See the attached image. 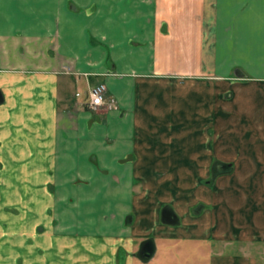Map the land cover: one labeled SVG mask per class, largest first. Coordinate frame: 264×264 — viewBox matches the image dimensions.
Wrapping results in <instances>:
<instances>
[{"label":"crops","instance_id":"crops-1","mask_svg":"<svg viewBox=\"0 0 264 264\" xmlns=\"http://www.w3.org/2000/svg\"><path fill=\"white\" fill-rule=\"evenodd\" d=\"M102 83L116 107L93 111ZM0 92V185L36 201L40 264H121L123 248L135 264L149 238L174 252L165 204L190 238L218 205L215 161L264 167V0H0ZM86 203L106 213L79 218Z\"/></svg>","mask_w":264,"mask_h":264},{"label":"rangeland","instance_id":"rangeland-1","mask_svg":"<svg viewBox=\"0 0 264 264\" xmlns=\"http://www.w3.org/2000/svg\"><path fill=\"white\" fill-rule=\"evenodd\" d=\"M112 105H105L99 110L115 108V100ZM260 112L258 108L257 113ZM236 132L238 129L229 131L231 135ZM216 162L212 164L211 176L205 180V184L212 189L211 196H214L213 190L216 184L213 173ZM262 164L264 165V161ZM223 175L225 176L219 179L217 190L221 195L212 198L218 202V205L215 211L209 212L211 219H207L206 223H199L198 220L187 222L186 226L190 230L191 227L199 226L193 230L195 233L190 231L187 233L194 235L190 238L186 237L187 239L182 236L187 231L184 225L173 227L179 228L178 237L174 238L175 246H170L174 252L169 251L166 254L160 247L156 257L151 261L143 262L135 259V264H264V167L251 176L241 175L240 171ZM8 185L12 190L15 189L14 184L0 185V264H40L46 252L45 241L42 238L44 233L42 229L46 226L38 224L35 232H31L28 226L26 227L31 216H35L29 206L36 204V201L29 202L31 193L25 190H6ZM103 200L99 198L96 207H99ZM88 204H83L77 209L79 218L90 216L96 218L106 213L104 208H90ZM167 204L163 209L168 206ZM203 206L205 210L207 206ZM237 206L241 209L239 213ZM199 208L200 206L197 205L196 209ZM159 225H162V222ZM182 226L183 229L180 230ZM141 227L147 230V226L141 224L135 225L133 231H138ZM210 231L211 235L208 238L198 236ZM126 253L127 249L123 248L121 264H126Z\"/></svg>","mask_w":264,"mask_h":264},{"label":"water","instance_id":"water-1","mask_svg":"<svg viewBox=\"0 0 264 264\" xmlns=\"http://www.w3.org/2000/svg\"><path fill=\"white\" fill-rule=\"evenodd\" d=\"M4 100L1 92H0V102ZM232 164H226L221 161H217L213 167V173L216 176H219L220 174L224 173H230L232 172ZM162 222L166 225L176 226L180 223L179 216L174 211L173 207L166 206L162 210ZM157 252V246L155 243L154 238H149L144 240L140 244V249L135 254L136 257H138L143 262H149L151 261Z\"/></svg>","mask_w":264,"mask_h":264},{"label":"built area","instance_id":"built-area-1","mask_svg":"<svg viewBox=\"0 0 264 264\" xmlns=\"http://www.w3.org/2000/svg\"><path fill=\"white\" fill-rule=\"evenodd\" d=\"M106 92V85L94 86L90 91L89 101L87 103L88 107L93 111H99V108L105 105L113 106L114 100H108Z\"/></svg>","mask_w":264,"mask_h":264},{"label":"flooded vegetation","instance_id":"flooded-vegetation-1","mask_svg":"<svg viewBox=\"0 0 264 264\" xmlns=\"http://www.w3.org/2000/svg\"><path fill=\"white\" fill-rule=\"evenodd\" d=\"M139 249H140V247H139ZM139 249H138V251H139Z\"/></svg>","mask_w":264,"mask_h":264}]
</instances>
